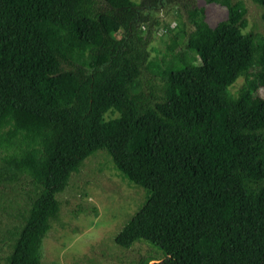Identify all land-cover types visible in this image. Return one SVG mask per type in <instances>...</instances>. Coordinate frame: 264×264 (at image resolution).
Listing matches in <instances>:
<instances>
[{
  "label": "trees",
  "instance_id": "16d2710c",
  "mask_svg": "<svg viewBox=\"0 0 264 264\" xmlns=\"http://www.w3.org/2000/svg\"><path fill=\"white\" fill-rule=\"evenodd\" d=\"M193 1L0 0V185H26L3 264H43L56 195L97 151L145 192L114 238L161 257L137 264H264V37L242 2L202 0L227 10L211 27ZM173 5L190 30L154 18Z\"/></svg>",
  "mask_w": 264,
  "mask_h": 264
},
{
  "label": "rangeland",
  "instance_id": "374dc122",
  "mask_svg": "<svg viewBox=\"0 0 264 264\" xmlns=\"http://www.w3.org/2000/svg\"><path fill=\"white\" fill-rule=\"evenodd\" d=\"M242 2L246 9L245 32H253L264 37L262 10L251 0ZM194 7L202 8L205 22L213 27L227 17V10L217 4L207 5L202 0L193 1ZM173 5L153 14L155 19L170 25L181 16L187 31L190 26L186 12ZM168 42L167 33L154 38L147 46L151 56L164 52ZM155 49V53L152 52ZM243 83L238 79L231 91ZM258 95L264 98V90ZM1 156V153H0ZM17 184H20V189ZM0 185V239L7 230L21 222L19 214L26 208L24 183ZM16 186V188H15ZM20 190V191H19ZM144 190L130 184L117 173L106 154L97 151L89 156L77 173L70 176L67 187L56 195L60 211L42 241L41 262L43 264H137L141 258L161 257L149 246L135 243L129 249H121L114 238L144 199ZM141 206V205H140ZM9 243L0 241V264L9 251ZM157 251V250H156ZM152 262H149V264Z\"/></svg>",
  "mask_w": 264,
  "mask_h": 264
},
{
  "label": "flooded vegetation",
  "instance_id": "af4514ba",
  "mask_svg": "<svg viewBox=\"0 0 264 264\" xmlns=\"http://www.w3.org/2000/svg\"><path fill=\"white\" fill-rule=\"evenodd\" d=\"M251 2H252V0H251ZM243 4V3H242ZM255 4V3H254ZM256 5V4H255ZM258 6V5H257ZM259 7V6H258ZM263 22V21H262ZM264 23V22H263Z\"/></svg>",
  "mask_w": 264,
  "mask_h": 264
}]
</instances>
